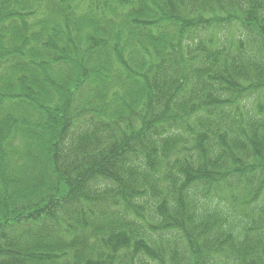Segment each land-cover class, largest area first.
<instances>
[{
	"label": "trees",
	"instance_id": "1",
	"mask_svg": "<svg viewBox=\"0 0 264 264\" xmlns=\"http://www.w3.org/2000/svg\"><path fill=\"white\" fill-rule=\"evenodd\" d=\"M0 264H264V0H0Z\"/></svg>",
	"mask_w": 264,
	"mask_h": 264
}]
</instances>
